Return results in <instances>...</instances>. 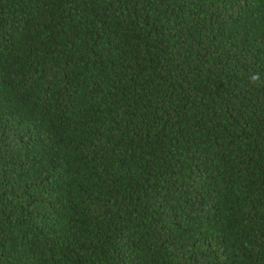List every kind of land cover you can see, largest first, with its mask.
Masks as SVG:
<instances>
[{"label": "trees", "instance_id": "16d2710c", "mask_svg": "<svg viewBox=\"0 0 264 264\" xmlns=\"http://www.w3.org/2000/svg\"><path fill=\"white\" fill-rule=\"evenodd\" d=\"M0 264H264V0H0Z\"/></svg>", "mask_w": 264, "mask_h": 264}]
</instances>
